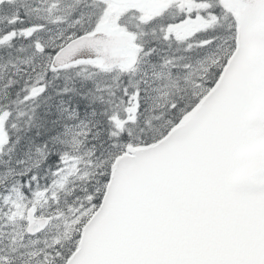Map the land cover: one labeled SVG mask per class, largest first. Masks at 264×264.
<instances>
[{
	"label": "snow or ice",
	"instance_id": "1",
	"mask_svg": "<svg viewBox=\"0 0 264 264\" xmlns=\"http://www.w3.org/2000/svg\"><path fill=\"white\" fill-rule=\"evenodd\" d=\"M0 264H264V0H0Z\"/></svg>",
	"mask_w": 264,
	"mask_h": 264
}]
</instances>
